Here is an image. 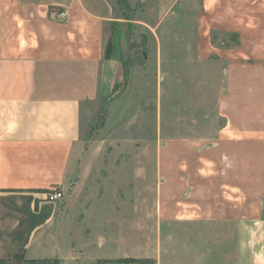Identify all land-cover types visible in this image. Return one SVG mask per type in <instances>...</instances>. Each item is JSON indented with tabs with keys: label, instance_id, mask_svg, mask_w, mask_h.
I'll return each mask as SVG.
<instances>
[{
	"label": "crops",
	"instance_id": "crops-1",
	"mask_svg": "<svg viewBox=\"0 0 264 264\" xmlns=\"http://www.w3.org/2000/svg\"><path fill=\"white\" fill-rule=\"evenodd\" d=\"M113 19L110 0H0V264L53 238L59 204L47 193L70 184L84 109L124 73L105 54ZM196 26L198 59L224 63L223 121L205 136L159 123L157 212L173 241L163 255L264 264V0H202Z\"/></svg>",
	"mask_w": 264,
	"mask_h": 264
},
{
	"label": "rangeland",
	"instance_id": "rangeland-1",
	"mask_svg": "<svg viewBox=\"0 0 264 264\" xmlns=\"http://www.w3.org/2000/svg\"><path fill=\"white\" fill-rule=\"evenodd\" d=\"M110 1L106 46L115 45L110 58L127 74L84 109L76 171L58 200L52 240L19 249L13 264H167L163 252L173 241L161 240L167 226L157 212L159 123L167 134L205 136L223 121L216 103L224 63L197 55L202 0Z\"/></svg>",
	"mask_w": 264,
	"mask_h": 264
},
{
	"label": "trees",
	"instance_id": "trees-1",
	"mask_svg": "<svg viewBox=\"0 0 264 264\" xmlns=\"http://www.w3.org/2000/svg\"><path fill=\"white\" fill-rule=\"evenodd\" d=\"M230 38L232 41L238 42V35L232 34ZM215 40H217V36H215ZM226 46H231V45H226ZM114 48H115V45H107L106 46V53L105 54H106L107 58L111 57L109 50L114 49ZM127 70H128L127 68L124 70L125 75L127 74ZM20 260H21V257L19 255V249H17L14 256L12 257V259L7 260V261L11 262V263H19ZM3 262H6V260H0V263H3ZM34 262L37 264H52L51 260L46 259V258H43L40 260H35Z\"/></svg>",
	"mask_w": 264,
	"mask_h": 264
},
{
	"label": "built area",
	"instance_id": "built-area-1",
	"mask_svg": "<svg viewBox=\"0 0 264 264\" xmlns=\"http://www.w3.org/2000/svg\"><path fill=\"white\" fill-rule=\"evenodd\" d=\"M59 18H65V13L64 12H59L57 15ZM63 198V192L58 191V190H52L47 193V199L49 201H57Z\"/></svg>",
	"mask_w": 264,
	"mask_h": 264
}]
</instances>
